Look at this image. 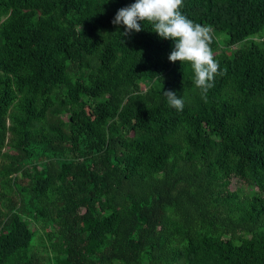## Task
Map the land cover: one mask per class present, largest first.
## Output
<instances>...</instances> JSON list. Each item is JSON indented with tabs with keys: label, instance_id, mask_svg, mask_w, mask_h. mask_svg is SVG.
<instances>
[{
	"label": "trees",
	"instance_id": "trees-1",
	"mask_svg": "<svg viewBox=\"0 0 264 264\" xmlns=\"http://www.w3.org/2000/svg\"><path fill=\"white\" fill-rule=\"evenodd\" d=\"M132 2L0 0V264H264V0H182L203 94Z\"/></svg>",
	"mask_w": 264,
	"mask_h": 264
},
{
	"label": "clouds",
	"instance_id": "clouds-1",
	"mask_svg": "<svg viewBox=\"0 0 264 264\" xmlns=\"http://www.w3.org/2000/svg\"><path fill=\"white\" fill-rule=\"evenodd\" d=\"M182 0H134L119 8L111 23L124 26V35L141 31L143 22L151 24V30L161 39L172 41L168 55L170 62H188L193 73V83L202 94L213 86L214 77L222 74L219 62L214 59L210 43L211 30L195 23L182 13ZM166 102L182 111L184 101L173 91H163Z\"/></svg>",
	"mask_w": 264,
	"mask_h": 264
},
{
	"label": "rangeland",
	"instance_id": "rangeland-1",
	"mask_svg": "<svg viewBox=\"0 0 264 264\" xmlns=\"http://www.w3.org/2000/svg\"><path fill=\"white\" fill-rule=\"evenodd\" d=\"M219 39H223L222 36L219 37ZM241 43H237V44H234L230 47L231 50H234L236 49L237 47H240ZM233 186L234 187H238V188H241V184L239 183V181H236L234 180L233 181ZM245 189V188H243ZM33 228H34V231L36 233V235L39 237V236H43V232H44V226H43V223L42 222H36L34 221L33 222Z\"/></svg>",
	"mask_w": 264,
	"mask_h": 264
}]
</instances>
